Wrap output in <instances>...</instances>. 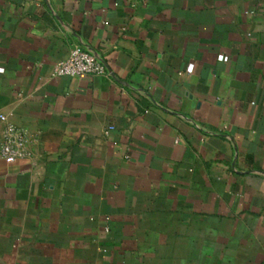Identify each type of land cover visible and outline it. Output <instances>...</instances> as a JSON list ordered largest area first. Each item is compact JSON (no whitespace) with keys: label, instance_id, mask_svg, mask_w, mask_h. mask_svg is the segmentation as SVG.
Here are the masks:
<instances>
[{"label":"crops","instance_id":"obj_1","mask_svg":"<svg viewBox=\"0 0 264 264\" xmlns=\"http://www.w3.org/2000/svg\"><path fill=\"white\" fill-rule=\"evenodd\" d=\"M0 116V264H264V0H0Z\"/></svg>","mask_w":264,"mask_h":264},{"label":"built area","instance_id":"obj_2","mask_svg":"<svg viewBox=\"0 0 264 264\" xmlns=\"http://www.w3.org/2000/svg\"><path fill=\"white\" fill-rule=\"evenodd\" d=\"M106 75H108L106 65L95 55L81 47L72 49L69 57L56 63L51 73L52 78L69 77L79 79L88 76ZM0 120L6 124L0 157L8 164H14L19 160L31 158V145L33 141L28 133L18 126L8 123L5 116H0ZM114 129L115 127L111 126L107 132L109 133Z\"/></svg>","mask_w":264,"mask_h":264}]
</instances>
